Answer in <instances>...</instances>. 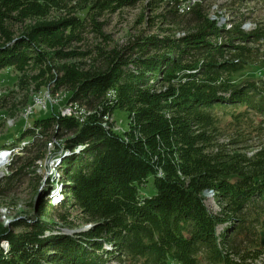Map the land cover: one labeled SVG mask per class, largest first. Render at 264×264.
<instances>
[{
    "label": "trees",
    "instance_id": "16d2710c",
    "mask_svg": "<svg viewBox=\"0 0 264 264\" xmlns=\"http://www.w3.org/2000/svg\"><path fill=\"white\" fill-rule=\"evenodd\" d=\"M183 2L0 0V71L16 73L21 104L44 89L65 92L79 115L51 103L49 116L27 122L30 106L9 143L27 139L0 197L50 152L61 158L64 198L45 199L51 176L35 222L18 233L0 224L9 242L0 264H264V76H243L264 65V27L244 30L240 12L228 28L210 15L216 0L181 12ZM139 5L145 28L115 41L105 17ZM117 110L127 129L117 128ZM73 209L92 225L65 233L57 221L74 228Z\"/></svg>",
    "mask_w": 264,
    "mask_h": 264
},
{
    "label": "rangeland",
    "instance_id": "374dc122",
    "mask_svg": "<svg viewBox=\"0 0 264 264\" xmlns=\"http://www.w3.org/2000/svg\"><path fill=\"white\" fill-rule=\"evenodd\" d=\"M221 6L224 7L223 11L229 8L227 12L230 14L229 17L231 19L233 18V16L235 17V19H239L240 16L237 17L238 15H240L239 13L245 12V14L249 16L242 25L243 29L246 31L252 30L256 26V24L264 27V0H250L245 4H240L237 2L234 3L233 0H216L214 6L210 11V15L213 19H219L222 22H224L223 20H225L226 23V20H229V18L216 15V12H222L220 11ZM141 9L142 6L139 5L137 8H125L122 11L107 15L105 17V31L107 33H110L115 41L124 42V40L130 33L134 34L139 30L145 28V26L139 24L137 20L138 14ZM90 37L92 36L90 35ZM15 75L16 73L12 70L0 71V100H2L4 96H8L7 100L9 101V104L6 105V107L8 110H10L11 108L10 113L8 111L7 114L1 117V121L3 124L2 129L0 130V148H3L6 144L11 143L16 137H18L21 130L25 127L28 121L33 122L36 119H41L51 114V108L49 107L51 105L50 102L47 103L49 108L46 109L43 107V104H40L42 102H47L46 100L50 101V96H52L51 98L54 101L58 102L54 107L56 111L60 109V107L65 106V92L53 96L46 89L42 90V92H40L39 94L30 95V98L26 105L21 104V102H23L22 98L24 92L22 94L18 93V91L13 92L17 90L16 84L15 82H13L16 78ZM243 76L252 78L264 76V65H262L261 67H254L250 69ZM30 106H33V112L29 115L26 122V119L24 117H26L28 115L27 113L31 110ZM114 118L116 120V126L118 129H127V112L117 110L114 114ZM21 140L27 141V139ZM21 140H19L20 145ZM53 157L54 155L48 152V156L46 157V159L37 161V166L35 167V175H31L32 173H27L26 176H24L22 179H19L16 184L15 190L7 194L6 196L0 197V224L4 228L13 233H18L24 229L23 227H20V223L28 224L36 221V206L38 205V199L41 195V191L47 188V183L50 180V174L54 172L53 175L55 176L56 180L60 177H63L62 172H59V168L55 166L56 164L52 163ZM7 163L9 162L7 161ZM7 163H5L3 166H0V179L2 178L1 176H3L8 170L5 167L7 166ZM62 180H65V178L63 177ZM41 181L43 182L39 184ZM52 186L54 188L56 187V185L54 184ZM36 187H38V193L36 191ZM55 191L56 189L53 192ZM53 192H49V194H46L44 196L45 199H49L52 204L54 203V201H56V197H59V195L56 193L54 194L55 197H51ZM205 197V202L208 208L211 211L219 212L220 207L215 201L213 193L206 192ZM59 211L65 213L64 209H60ZM69 214V222L71 223V225H73L72 227L74 228H68L67 225H64V222H60L59 220L57 221L58 224L63 227L62 230L65 233L84 231L92 225L91 223H84V221H82L79 210H70ZM58 233L59 232H54V235ZM8 243L9 242L6 239H2L0 240V247H2L4 250H9ZM106 264L120 263L117 260L112 259Z\"/></svg>",
    "mask_w": 264,
    "mask_h": 264
},
{
    "label": "built area",
    "instance_id": "2783aa9c",
    "mask_svg": "<svg viewBox=\"0 0 264 264\" xmlns=\"http://www.w3.org/2000/svg\"><path fill=\"white\" fill-rule=\"evenodd\" d=\"M195 1H197V0H184V2L182 3V10H181V12H186V11H188L189 9H190V7L193 5V2H195ZM52 96H50V103H53V104H56V103H58V102H56V101H54L52 98H51ZM47 105H43V107H46ZM61 112H66V114H67V112H71V111H69V108L67 107V105L65 106V107H63L62 109H61ZM78 113H75V116H79V115H77ZM0 156H1V154H0ZM4 157H5V160H4ZM10 155H2V158H3V161H4V164L5 163H7V161L8 162H10ZM9 163H7L6 165H8ZM6 168H7V166H5Z\"/></svg>",
    "mask_w": 264,
    "mask_h": 264
},
{
    "label": "bare ground",
    "instance_id": "6f19581e",
    "mask_svg": "<svg viewBox=\"0 0 264 264\" xmlns=\"http://www.w3.org/2000/svg\"><path fill=\"white\" fill-rule=\"evenodd\" d=\"M196 2V1H195ZM195 2H193V5H194V3ZM180 10H182V5H181V8H180ZM224 22H222L221 20H219V22L221 23V24H226V26L228 27V28H230V27H232V22H230L229 20H226V23H225V20H223ZM58 95V94H57ZM50 100V99H49ZM47 102H42V103H40V104H43V105H46L48 102H50V101H48V100H46ZM68 106V108H69V111H71V112H67V114H66V112H61L62 114H64V115H73V114H75L74 112V108L71 106V105H67ZM24 144V143H23ZM12 152H13V150H1L0 149V154L2 155L3 153H7V155H11L12 154ZM4 160H5V157H4ZM4 165V161H3V158H2V156H0V166H3Z\"/></svg>",
    "mask_w": 264,
    "mask_h": 264
},
{
    "label": "water",
    "instance_id": "95a60500",
    "mask_svg": "<svg viewBox=\"0 0 264 264\" xmlns=\"http://www.w3.org/2000/svg\"><path fill=\"white\" fill-rule=\"evenodd\" d=\"M261 235H262V244L264 245V232H262Z\"/></svg>",
    "mask_w": 264,
    "mask_h": 264
}]
</instances>
